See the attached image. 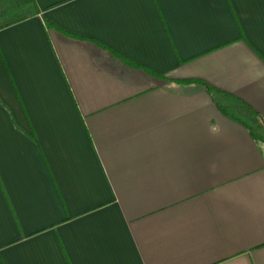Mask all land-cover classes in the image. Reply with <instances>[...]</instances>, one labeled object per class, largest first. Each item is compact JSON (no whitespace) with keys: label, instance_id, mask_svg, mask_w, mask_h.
Segmentation results:
<instances>
[{"label":"crops","instance_id":"crops-1","mask_svg":"<svg viewBox=\"0 0 264 264\" xmlns=\"http://www.w3.org/2000/svg\"><path fill=\"white\" fill-rule=\"evenodd\" d=\"M20 11L0 264H264V0H0Z\"/></svg>","mask_w":264,"mask_h":264},{"label":"trees","instance_id":"trees-1","mask_svg":"<svg viewBox=\"0 0 264 264\" xmlns=\"http://www.w3.org/2000/svg\"><path fill=\"white\" fill-rule=\"evenodd\" d=\"M26 15H27V13H25L23 11H20V12L14 14L9 19H6V20L0 22V29L24 19L26 17Z\"/></svg>","mask_w":264,"mask_h":264}]
</instances>
